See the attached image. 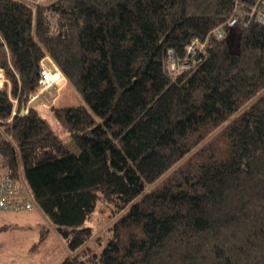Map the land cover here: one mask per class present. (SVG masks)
Instances as JSON below:
<instances>
[{
	"label": "trees",
	"instance_id": "trees-1",
	"mask_svg": "<svg viewBox=\"0 0 264 264\" xmlns=\"http://www.w3.org/2000/svg\"><path fill=\"white\" fill-rule=\"evenodd\" d=\"M253 7L231 49L225 20ZM259 10L264 0H0V160L65 239L58 264H264ZM169 53L188 66L169 71ZM44 54L82 103L27 106ZM98 202L120 214L105 237L83 225Z\"/></svg>",
	"mask_w": 264,
	"mask_h": 264
},
{
	"label": "rangeland",
	"instance_id": "rangeland-1",
	"mask_svg": "<svg viewBox=\"0 0 264 264\" xmlns=\"http://www.w3.org/2000/svg\"><path fill=\"white\" fill-rule=\"evenodd\" d=\"M235 6L237 7L236 4ZM242 14L244 13L242 12ZM259 15L264 18V12H260ZM250 18L245 17L241 21L246 25ZM229 19L228 17L225 22ZM241 25V22L238 21L229 27L230 30L224 32L231 49H236L238 46ZM218 27L214 29V32ZM0 71L2 74L0 79L4 81L6 78L4 71ZM82 102L80 95L69 81L63 79L60 86L51 89L39 98L29 100L27 106L39 109V112L44 115L50 106L76 105ZM51 123L57 135L73 149L74 144L70 143L68 133L59 127L56 120L52 119ZM119 215H112L109 206L98 202L91 219L86 220L83 225L92 227V236L102 235L103 232L112 231V225ZM3 222L10 223L12 226L0 230V264H58L65 255L71 253L56 226L38 207H34L32 210L0 211V224ZM103 237H105L104 234Z\"/></svg>",
	"mask_w": 264,
	"mask_h": 264
},
{
	"label": "built area",
	"instance_id": "built-area-1",
	"mask_svg": "<svg viewBox=\"0 0 264 264\" xmlns=\"http://www.w3.org/2000/svg\"><path fill=\"white\" fill-rule=\"evenodd\" d=\"M260 6H263L260 4ZM234 8H237L236 6ZM255 7L252 8V11L248 14H243L240 11L234 9V13L229 16V20L225 22L227 26H231L236 22L243 20L245 17H251ZM262 12L259 10L256 14V19L261 22H264V18H261L259 13ZM248 22V21H247ZM245 25V24H243ZM216 36L222 37L223 32L218 28L216 30ZM198 45V40L196 38L192 39L188 45H186L187 52H192ZM201 47V46H200ZM178 61H182L179 63ZM168 63L170 64L168 66ZM188 64L186 61L177 60L172 53H169L167 56V68L171 72H177L181 68L187 67ZM0 70L4 71L2 68ZM4 73V72H3ZM0 75L1 71H0ZM5 76V74H4ZM65 80V76L62 74L60 69L54 64V62L49 58L47 54L39 61V77L38 84L33 92L29 94V100H32L36 97H40L46 92H49L51 89L56 88L61 85V80ZM7 81L4 78V81L0 79V88L3 87ZM33 208V203L28 197V187L24 180H18L12 173L6 164L0 160V211H19V210H30Z\"/></svg>",
	"mask_w": 264,
	"mask_h": 264
},
{
	"label": "water",
	"instance_id": "water-1",
	"mask_svg": "<svg viewBox=\"0 0 264 264\" xmlns=\"http://www.w3.org/2000/svg\"><path fill=\"white\" fill-rule=\"evenodd\" d=\"M24 112V110L23 109H21V113H23Z\"/></svg>",
	"mask_w": 264,
	"mask_h": 264
}]
</instances>
